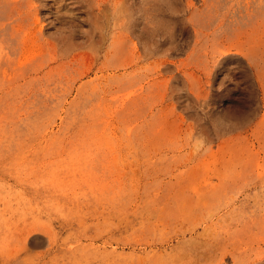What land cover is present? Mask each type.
<instances>
[{
  "label": "rangeland",
  "instance_id": "374dc122",
  "mask_svg": "<svg viewBox=\"0 0 264 264\" xmlns=\"http://www.w3.org/2000/svg\"><path fill=\"white\" fill-rule=\"evenodd\" d=\"M0 264H264V0H0Z\"/></svg>",
  "mask_w": 264,
  "mask_h": 264
},
{
  "label": "bare ground",
  "instance_id": "6f19581e",
  "mask_svg": "<svg viewBox=\"0 0 264 264\" xmlns=\"http://www.w3.org/2000/svg\"><path fill=\"white\" fill-rule=\"evenodd\" d=\"M28 1H29V0H28ZM30 1H31V0H30ZM31 14H32V13H31ZM3 59H4V58H3ZM202 191H203V190H202ZM56 242H57V241H56ZM223 257H224V256H223ZM223 257H222V258H223Z\"/></svg>",
  "mask_w": 264,
  "mask_h": 264
}]
</instances>
